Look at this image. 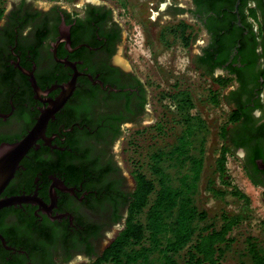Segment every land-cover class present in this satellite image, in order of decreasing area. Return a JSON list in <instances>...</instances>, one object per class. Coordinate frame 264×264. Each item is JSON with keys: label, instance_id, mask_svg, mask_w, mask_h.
<instances>
[{"label": "flooded vegetation", "instance_id": "flooded-vegetation-1", "mask_svg": "<svg viewBox=\"0 0 264 264\" xmlns=\"http://www.w3.org/2000/svg\"><path fill=\"white\" fill-rule=\"evenodd\" d=\"M30 1L13 0L0 18V146L33 139L0 193L13 199L0 209V264H96L127 223L136 173L117 152L150 124L153 95L126 60L123 16L104 1ZM185 1L163 9L204 32L193 67L204 73L209 49L213 80H230L225 105L240 118L224 143L264 185V0H215L219 16L212 0Z\"/></svg>", "mask_w": 264, "mask_h": 264}, {"label": "rangeland", "instance_id": "rangeland-1", "mask_svg": "<svg viewBox=\"0 0 264 264\" xmlns=\"http://www.w3.org/2000/svg\"><path fill=\"white\" fill-rule=\"evenodd\" d=\"M12 1L0 0V7L8 8ZM31 1L39 5L59 2L71 7L73 4H84L85 0ZM100 1L123 16L129 35L126 60L153 95L151 106L154 111L150 124L126 134L123 152H117L118 160H123L127 169L141 172L156 186V177L151 171V156L157 152L167 153L182 135L188 111L179 105L180 97L177 95L187 93L196 113L204 121V128L193 137L190 146V155L201 157L203 162L194 204L199 211L206 213V220L197 223L198 231L206 226L219 229L224 215L240 217L239 224L229 234L233 243L225 251L221 264H251L249 242L264 248V185L250 181L242 168L240 151L226 154L229 186L221 184L215 172L216 160L222 146L226 144L221 135L228 125L231 112L224 101L230 80L218 75L219 72L215 73L217 79L213 80L212 76H206L193 67L192 59L207 39L204 32L187 15L177 16L170 9H163L165 3L186 6L185 0ZM212 95L216 97V103ZM156 125L160 128H156ZM160 165L174 184L189 168L187 165L184 168L175 166L168 160ZM210 181L216 190L224 192L223 197H214L206 189ZM232 187L243 193L248 201L232 196ZM153 198L154 194L150 196V201ZM144 217L142 213L137 219L144 222ZM186 252L187 248L176 257L178 264H186ZM157 258V255H153L149 260L152 264H159Z\"/></svg>", "mask_w": 264, "mask_h": 264}, {"label": "trees", "instance_id": "trees-1", "mask_svg": "<svg viewBox=\"0 0 264 264\" xmlns=\"http://www.w3.org/2000/svg\"><path fill=\"white\" fill-rule=\"evenodd\" d=\"M214 1L212 0L209 11L212 15L219 16L221 12L213 4ZM235 1H228V8H233ZM3 10L0 7V18ZM245 16L242 23L245 21ZM250 16L256 18L254 10ZM233 17L235 21L236 16ZM185 44L187 45V39ZM205 55L198 58L200 67L197 65V69L203 68L204 74L211 76L208 64L214 61L213 52L208 49ZM221 61V57H218L215 64L218 65ZM177 96L180 97L179 105L188 111L184 120L185 129L171 150L167 153L157 152L151 156V171L156 177V186L141 172L135 170L136 190L129 206L127 223L96 264H152L149 258L153 255L158 256L159 264H178L176 257L186 248V264H221L225 251L233 243L229 234L239 224L238 216L224 215L219 229L206 226L198 231L197 223L206 220V213L199 211L194 204L203 162L201 157L195 158L190 155V146L193 137L204 128V121L196 113L187 93H180ZM212 98L216 103V97L212 95ZM239 118L240 114L233 112L228 120L235 123ZM221 137L223 140L226 139L223 130ZM229 152V148L224 144L215 167L221 184L225 186L230 185L227 183L225 166L226 154ZM167 160L172 161L175 166L189 167L178 179L177 184L172 183L160 165ZM252 183L257 184L254 181ZM213 185L210 181L206 189L214 197H223L224 192L216 190ZM152 194L154 198L150 201ZM230 194L245 202L248 201L236 187H232ZM142 213L145 215L144 222L137 219ZM248 254L251 264H264V248L259 247L255 242H249Z\"/></svg>", "mask_w": 264, "mask_h": 264}, {"label": "water", "instance_id": "water-1", "mask_svg": "<svg viewBox=\"0 0 264 264\" xmlns=\"http://www.w3.org/2000/svg\"><path fill=\"white\" fill-rule=\"evenodd\" d=\"M240 0L236 1V6ZM33 143L32 135L22 141L0 146V193L13 177L19 161L27 153ZM13 204V199H0V209Z\"/></svg>", "mask_w": 264, "mask_h": 264}]
</instances>
